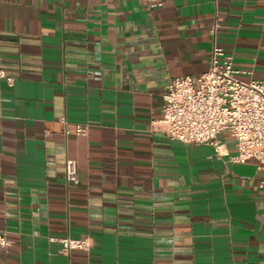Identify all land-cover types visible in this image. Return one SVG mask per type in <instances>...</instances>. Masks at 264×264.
<instances>
[{
  "label": "crops",
  "instance_id": "1",
  "mask_svg": "<svg viewBox=\"0 0 264 264\" xmlns=\"http://www.w3.org/2000/svg\"><path fill=\"white\" fill-rule=\"evenodd\" d=\"M213 41L261 78L264 0H0V264H264V166L231 161L227 129L219 155L160 121Z\"/></svg>",
  "mask_w": 264,
  "mask_h": 264
},
{
  "label": "built area",
  "instance_id": "2",
  "mask_svg": "<svg viewBox=\"0 0 264 264\" xmlns=\"http://www.w3.org/2000/svg\"><path fill=\"white\" fill-rule=\"evenodd\" d=\"M145 1L150 7L162 3V0ZM216 28L215 17L211 28L213 35ZM251 73V70L236 67L232 55L213 41L205 70L195 75H175L166 83L160 118L166 135L184 143L208 144L216 154L228 155L226 146L219 139V133L227 129L236 147L230 160L244 162L253 158L264 166V75L255 78ZM244 74L248 75L246 79L240 77ZM0 81L12 84L14 77L0 68ZM60 120L65 123L64 117ZM69 131L82 134L85 127L74 124L72 128H65V133ZM76 174V161L66 158L65 181L76 182ZM257 187L264 192V180H259ZM57 240L62 253L90 246L88 237L62 236ZM9 244L5 231L0 230V253Z\"/></svg>",
  "mask_w": 264,
  "mask_h": 264
},
{
  "label": "rangeland",
  "instance_id": "3",
  "mask_svg": "<svg viewBox=\"0 0 264 264\" xmlns=\"http://www.w3.org/2000/svg\"><path fill=\"white\" fill-rule=\"evenodd\" d=\"M241 77V76H240ZM242 79H244V78H242Z\"/></svg>",
  "mask_w": 264,
  "mask_h": 264
}]
</instances>
